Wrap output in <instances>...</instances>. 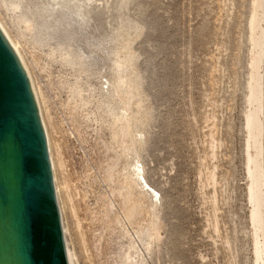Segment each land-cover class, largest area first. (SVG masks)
I'll use <instances>...</instances> for the list:
<instances>
[{"label":"rangeland","instance_id":"1","mask_svg":"<svg viewBox=\"0 0 264 264\" xmlns=\"http://www.w3.org/2000/svg\"><path fill=\"white\" fill-rule=\"evenodd\" d=\"M253 2L0 0L75 264H255Z\"/></svg>","mask_w":264,"mask_h":264},{"label":"water","instance_id":"2","mask_svg":"<svg viewBox=\"0 0 264 264\" xmlns=\"http://www.w3.org/2000/svg\"><path fill=\"white\" fill-rule=\"evenodd\" d=\"M0 264H75L31 79L1 26Z\"/></svg>","mask_w":264,"mask_h":264},{"label":"bare ground","instance_id":"3","mask_svg":"<svg viewBox=\"0 0 264 264\" xmlns=\"http://www.w3.org/2000/svg\"><path fill=\"white\" fill-rule=\"evenodd\" d=\"M253 1L254 12L250 21L253 41L248 95L250 109L245 117L248 133L246 168L249 179L248 199L251 204L250 220L254 234V262L264 264V76L260 72L261 62H264V12L262 17L257 14V8L264 6V0ZM13 46L18 52L17 46Z\"/></svg>","mask_w":264,"mask_h":264}]
</instances>
